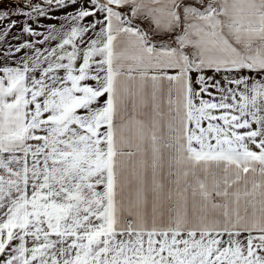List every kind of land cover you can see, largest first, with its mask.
I'll list each match as a JSON object with an SVG mask.
<instances>
[{
	"label": "snow or ice",
	"instance_id": "obj_1",
	"mask_svg": "<svg viewBox=\"0 0 264 264\" xmlns=\"http://www.w3.org/2000/svg\"><path fill=\"white\" fill-rule=\"evenodd\" d=\"M0 264H264V0H0Z\"/></svg>",
	"mask_w": 264,
	"mask_h": 264
},
{
	"label": "rangeland",
	"instance_id": "obj_2",
	"mask_svg": "<svg viewBox=\"0 0 264 264\" xmlns=\"http://www.w3.org/2000/svg\"><path fill=\"white\" fill-rule=\"evenodd\" d=\"M38 30L41 31V32H43V31H44V24H41V25L38 27ZM35 38H37V39H42V36H41V37H35ZM35 38H33V39H35Z\"/></svg>",
	"mask_w": 264,
	"mask_h": 264
},
{
	"label": "crops",
	"instance_id": "obj_3",
	"mask_svg": "<svg viewBox=\"0 0 264 264\" xmlns=\"http://www.w3.org/2000/svg\"><path fill=\"white\" fill-rule=\"evenodd\" d=\"M35 39H37V38H35Z\"/></svg>",
	"mask_w": 264,
	"mask_h": 264
}]
</instances>
